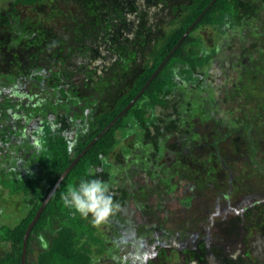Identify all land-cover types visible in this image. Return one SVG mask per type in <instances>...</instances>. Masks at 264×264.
I'll return each instance as SVG.
<instances>
[{
  "label": "trees",
  "instance_id": "16d2710c",
  "mask_svg": "<svg viewBox=\"0 0 264 264\" xmlns=\"http://www.w3.org/2000/svg\"><path fill=\"white\" fill-rule=\"evenodd\" d=\"M15 2L28 4L33 0ZM137 3L109 0L107 7L117 12L119 20L129 21ZM207 29L226 40L230 36L238 39L228 41L225 49L216 44L208 46L204 36L198 34ZM225 51L232 58L217 68L216 62ZM172 52L135 105L65 176L31 231L26 264H94L91 247L100 245L101 252L105 249V234L95 229L97 224L63 201V196L83 179L107 182L120 206L118 210L136 200L144 212H155L143 196L181 192L177 197L184 208L181 227L170 232L184 242L199 237L214 224H229L228 220L207 217L210 211L225 217L227 209L233 215L239 213L247 232L264 233V0H192L153 45L130 89L107 112L71 116L59 111L56 104L48 110L44 102L37 104V111H18V94L11 95L6 107L0 109L20 118H15L11 128L0 131V144H19L25 160L31 161L30 169H21L20 164L8 167L10 172L16 169L13 186L4 182V177L2 180L11 195L22 198L26 210L16 226H0V242L7 248L0 264H23L26 233L54 187L138 97ZM227 66L237 76L230 86L215 90L213 69L227 73ZM217 92L231 104L233 117L222 115ZM130 138L131 144L125 145ZM175 139L180 143L176 149L171 148ZM118 148L121 152L116 164L111 157ZM131 166L132 174L116 181L117 173ZM136 174L158 185H151V190L147 186L135 189L132 180ZM246 217L251 220L244 221ZM142 233L141 237L146 236L144 230ZM35 246L40 253L34 261L31 256ZM206 260L201 262L205 264Z\"/></svg>",
  "mask_w": 264,
  "mask_h": 264
},
{
  "label": "rangeland",
  "instance_id": "374dc122",
  "mask_svg": "<svg viewBox=\"0 0 264 264\" xmlns=\"http://www.w3.org/2000/svg\"><path fill=\"white\" fill-rule=\"evenodd\" d=\"M138 2L130 20L122 21L116 18L115 10L107 7L109 0H33L28 4L0 1V109L6 107L11 95L18 94V111L38 110L37 104L41 106L44 102L48 110L56 104L59 111L71 116L89 113L97 116L107 112L115 100L130 89L142 72L153 45L192 0ZM198 34L204 36L208 46L216 44L223 49L228 41L238 39L237 36L223 39L211 29ZM219 57L217 68L224 67L232 58L226 51ZM226 68L227 73L213 69L211 80L214 79L215 90L228 87L235 80L236 72ZM217 93L222 115L233 117L229 111L231 104L223 101L224 94ZM15 118L20 119L0 110V131L11 128ZM132 139L124 144H131ZM177 146L180 143L175 139L171 148ZM17 147L19 144H0L2 227L16 226L26 210L22 198L11 195L2 185L4 177V182L13 186L12 174L16 169L10 172L9 166L31 167V161L25 160L24 152ZM120 152L118 148L111 157L112 162L118 163ZM133 167L117 173L116 181L132 174ZM132 181L135 189L147 186L151 190V185L157 184L140 174L133 176ZM180 193L143 196L145 204L153 205L155 212H144L135 200L117 210L107 222L95 225L98 232L105 234L106 246L102 252L100 245L91 247L94 264H204L205 258V264H264V233L247 232L239 213L233 212V215L229 209L225 217L213 211L208 215L204 213L207 217L228 220L229 224H214L197 238L186 242L179 240L170 231L181 227L184 208L177 199ZM246 219L251 220L246 217L244 221ZM145 224H148L147 229ZM143 230L146 236L141 237ZM149 233L153 235L151 238H148ZM6 250L0 242V256ZM217 251L221 252L219 257ZM39 253L40 248L35 246L31 259L37 260Z\"/></svg>",
  "mask_w": 264,
  "mask_h": 264
},
{
  "label": "clouds",
  "instance_id": "9594fccd",
  "mask_svg": "<svg viewBox=\"0 0 264 264\" xmlns=\"http://www.w3.org/2000/svg\"><path fill=\"white\" fill-rule=\"evenodd\" d=\"M64 204L94 224L106 222L119 209L110 185L100 179H83L64 196Z\"/></svg>",
  "mask_w": 264,
  "mask_h": 264
},
{
  "label": "water",
  "instance_id": "95a60500",
  "mask_svg": "<svg viewBox=\"0 0 264 264\" xmlns=\"http://www.w3.org/2000/svg\"><path fill=\"white\" fill-rule=\"evenodd\" d=\"M197 22L189 29V31L186 33L185 37L182 39V41L190 34V32L194 29V27L196 26ZM181 41V42H182ZM181 42L179 43V45L181 44ZM178 45V46H179ZM178 46L174 49V51L178 48ZM173 51V52H174ZM173 52L165 59V61L162 63V65L159 67V69L157 70V72L154 74V76L149 80V82L147 83L146 87L144 88V90L138 95V97L127 107V109L125 111H123V113H121L119 115V117L109 126L107 127V129H105L102 134L97 137L88 147L87 149H85V151L75 160V162L70 166V168L65 172V174L62 176V178L60 179V181L57 183V185L54 187V189L52 190V192L50 193V195L48 196V198L46 199V201L44 202V204L42 205L41 209L39 210L36 218L34 219V221L32 222V224L30 225L26 236H25V244H24V255H23V264L27 263V242L29 239V236L31 234V231L33 230L34 225L36 224L38 218L40 217L41 213L43 212V210L45 209V207L47 206L48 202L51 200L52 196L54 195L55 191L58 189L59 185L61 184V182L63 181V179L65 178V176L70 172V170L78 163V161L88 152V150L100 139L104 136V134L110 130V128H112L114 126V124L120 119L122 118L134 105L135 103L138 101V99L141 97L142 93L146 90V88L149 86V84L155 79V77L160 73V71L162 70L163 66L166 64V62L170 59V57L172 56Z\"/></svg>",
  "mask_w": 264,
  "mask_h": 264
}]
</instances>
